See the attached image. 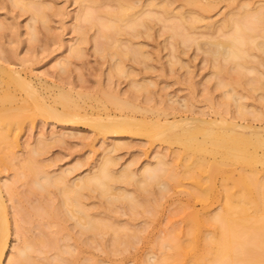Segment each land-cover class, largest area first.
<instances>
[{
	"label": "rangeland",
	"instance_id": "1",
	"mask_svg": "<svg viewBox=\"0 0 264 264\" xmlns=\"http://www.w3.org/2000/svg\"><path fill=\"white\" fill-rule=\"evenodd\" d=\"M128 4L130 16L117 21L112 14L119 10V0H0V64L30 81L50 103L56 87L71 91L82 113L92 119L108 114L133 117L151 126L178 122L166 129L169 135L190 118L216 124L225 118L264 127V52L256 47V42L264 43V31L258 30L242 43L246 53L240 59L226 60L208 50L212 42L224 41L233 33L238 22L264 12V0H128ZM37 8L42 17L37 16ZM87 12L92 18H84ZM133 20L137 23L132 27ZM97 21L118 23V27L103 28ZM13 75L0 71V94L9 89L12 95L4 105L22 107L6 137L12 144L0 140V187L9 218L1 264L17 256L25 238L40 236V219L31 215L23 225L15 207L26 210L61 200L57 187L40 189L35 181L43 183L44 176L63 174L67 183H78L107 156L113 161L111 173L117 176L105 181L107 193L97 187L82 190L79 196L88 217L105 225L100 223L99 231H85L81 213L68 206L59 222L63 231L52 221L44 228L57 248L32 253L26 264L57 262L54 257L59 250L71 259L69 264H156L170 252L168 239L175 230H185L180 208L189 201L198 210L202 205L188 198L193 188L188 180L175 182V172L181 169L176 157L181 145L152 139L143 132L101 134L85 118L70 122L38 116L36 110L32 112L36 101L23 87L16 82L9 88L4 85V80H14ZM114 95L129 99L136 108H117L109 101ZM29 99L34 102L28 103ZM56 107L61 110L60 104ZM212 124L199 126L216 129ZM161 158L171 168L170 174L160 169ZM28 162L31 174L22 172L28 170L24 166ZM125 169L132 177H118ZM214 184L216 195L211 193L203 205L210 215L219 210L225 195L220 176ZM123 193L133 198L111 199ZM183 231L179 233L182 239ZM203 234L212 235L209 230Z\"/></svg>",
	"mask_w": 264,
	"mask_h": 264
},
{
	"label": "bare ground",
	"instance_id": "2",
	"mask_svg": "<svg viewBox=\"0 0 264 264\" xmlns=\"http://www.w3.org/2000/svg\"><path fill=\"white\" fill-rule=\"evenodd\" d=\"M90 1L98 2V0ZM131 7L128 4V0H119V10L114 12L112 17L117 21L127 19L130 16L128 11ZM38 11L40 10L38 9ZM41 13V11L37 13V16ZM260 13L254 14L243 22H238L233 33L224 41L212 42L209 45V52L214 56H221L226 60L240 59L246 53L241 47L242 43L246 39L251 38L258 30L264 31V12ZM91 16L90 12L84 14L85 19L92 18ZM39 17L42 16L40 15ZM100 21L102 20L100 19ZM97 22L103 28L118 27V23L108 22L104 24L103 22ZM135 23L137 22L133 20L130 22V25L133 27ZM246 29H250L252 33H246ZM102 36L106 38L107 34L104 33ZM256 47L264 52L263 42H256ZM117 69L121 71V68ZM0 71L14 74V80H4V85L6 88H9L10 83V85L18 84V86L23 87L24 89L22 88L21 90L27 91L25 94L29 93L33 97V100L36 101L34 102L29 99L28 103H37V108L33 107L32 112L34 113L36 110L35 113L38 112V116L42 114V116L45 115L58 121L69 120L70 122L75 119L85 118L84 120L91 121L90 125L92 128L101 134L111 132H143L144 136L152 137V139L156 137L181 145L182 152L176 156L181 164V169L179 172H175V182L181 183L182 180H188L193 187L192 191L190 190V194L188 193L190 195L188 198L201 202L202 205L201 209L198 210L189 201V203L180 208V216L184 222L185 230H175L176 233L168 239L170 252L160 258L156 264H264V127L253 128L250 125H243L224 118L219 122L222 125L221 128L217 129L219 123L216 124V121H203L204 118L201 120L190 118L184 119L182 122L183 127L177 125L181 129L178 127V131H173V134L171 131V135H169L170 133H166V129H171L178 122H171L169 127L164 124L160 125V123H154L151 126V124L138 121L133 117L120 116L113 118L109 117L108 114H106V117L92 119L87 117L86 112L82 113L81 104L77 102V98L75 99L72 96L73 93L71 94V91H65L60 87H56L57 92L52 96V102L50 103L47 101L46 96L38 92L39 90H37L35 85L30 81L21 79L17 71L5 68L2 63L0 64ZM219 71H221V68ZM12 82H16V84H12ZM222 83V81H219V85H222ZM18 86H14V88L18 89ZM50 87L53 89L52 86ZM50 87L46 88L51 90ZM9 92L8 89V91L5 90V93L2 92L3 94H0V140L1 142H5L7 146L12 144L11 141L6 140L9 129L12 125H15L13 119L20 113L22 108L17 107L18 105L16 107L4 105V102L12 97ZM109 98L110 100H108L121 110L136 108V105L133 106L132 102H129V99L122 100L117 95L110 96ZM57 104L61 105V110L57 109ZM28 105L27 107H29ZM32 112L28 111L30 114ZM27 117L29 118V116ZM195 121L205 122L206 125L207 123L209 125L214 123L216 125H212L214 127L217 126V128H214L215 130L210 129L209 125L203 128L205 124H199L198 122L199 125L203 126L193 125L192 122L197 124ZM147 125L151 127L149 128ZM212 125L211 127H213ZM32 151L37 152L35 148ZM111 162L113 163L111 158L107 156L104 160H101L93 174L79 178L78 183H67L68 180L66 181L63 174L44 176L43 183L37 179L38 181L35 182L40 189H46L47 185L57 187L61 193V200L56 205L37 204L32 206L31 209L26 208V210L15 207L23 225L28 222L26 217L31 215L40 219V221L37 220V224L40 225V236L34 239L25 238L22 247L18 250L17 256L10 259L7 264H26V261L30 257H33L32 253L39 255L44 252L43 248H57L56 240L50 238L44 228L48 221H52L59 224L58 231H63L60 228L62 224L59 222L60 220L63 221V215L68 213V206L81 213L84 219L82 222L84 224H82L81 228L83 227L85 231L96 228L99 231L101 229L100 225L103 223H95L88 217L87 213L81 208L79 196L80 192H83L82 190H95L97 187L101 189L103 194L107 193L108 182L105 181H112L117 177L111 173ZM157 163L162 171H165V173L168 171V174L171 173V168H166V163L162 158ZM24 166H27L28 170L22 172L31 174L32 166L30 167V162ZM126 169L118 177H122L123 179L132 177V173L130 176L129 171ZM152 171L154 170L152 169ZM152 176H154V173ZM217 176L223 179L224 201L219 210L214 215H210L203 209V205L207 204L206 202L212 195L211 193L216 195L214 193V181ZM141 178L144 177L142 176ZM139 181L146 182L144 179H140ZM5 189L10 193V198H13L11 186L6 184ZM1 190L0 187V264L2 263L8 244L9 235L7 206L2 198ZM20 197L18 196V198ZM110 197L107 194V198L110 199ZM119 198L132 199L133 196L123 193L112 196L111 199ZM23 225H20V228ZM204 230H209L212 235L209 237L204 235ZM182 231L184 232V239L179 235ZM64 252L63 250L58 251L54 257L57 262L41 261V264H69L71 259L64 256Z\"/></svg>",
	"mask_w": 264,
	"mask_h": 264
}]
</instances>
